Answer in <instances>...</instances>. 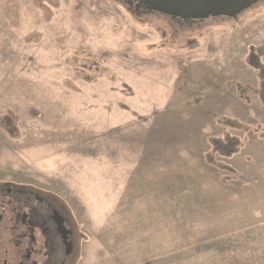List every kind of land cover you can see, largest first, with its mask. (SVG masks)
I'll use <instances>...</instances> for the list:
<instances>
[{
  "label": "rangeland",
  "instance_id": "1",
  "mask_svg": "<svg viewBox=\"0 0 264 264\" xmlns=\"http://www.w3.org/2000/svg\"><path fill=\"white\" fill-rule=\"evenodd\" d=\"M257 68L264 1L178 24L122 0H0V186L63 210L74 264H264ZM227 133L239 152L220 158Z\"/></svg>",
  "mask_w": 264,
  "mask_h": 264
},
{
  "label": "flooded vegetation",
  "instance_id": "2",
  "mask_svg": "<svg viewBox=\"0 0 264 264\" xmlns=\"http://www.w3.org/2000/svg\"><path fill=\"white\" fill-rule=\"evenodd\" d=\"M122 1L139 13L157 12L144 0ZM243 13L236 18L210 16L205 20L163 15L178 24H189L237 20ZM76 242L69 219L53 201L31 189L16 188L12 184L0 186V264H74Z\"/></svg>",
  "mask_w": 264,
  "mask_h": 264
},
{
  "label": "water",
  "instance_id": "3",
  "mask_svg": "<svg viewBox=\"0 0 264 264\" xmlns=\"http://www.w3.org/2000/svg\"><path fill=\"white\" fill-rule=\"evenodd\" d=\"M155 11L194 20L213 17L236 18L260 0H144Z\"/></svg>",
  "mask_w": 264,
  "mask_h": 264
},
{
  "label": "trees",
  "instance_id": "4",
  "mask_svg": "<svg viewBox=\"0 0 264 264\" xmlns=\"http://www.w3.org/2000/svg\"><path fill=\"white\" fill-rule=\"evenodd\" d=\"M260 70V95L264 100V68H257ZM211 139L213 145V153L220 158H230L239 152L240 137L233 133H227L223 137H215Z\"/></svg>",
  "mask_w": 264,
  "mask_h": 264
}]
</instances>
